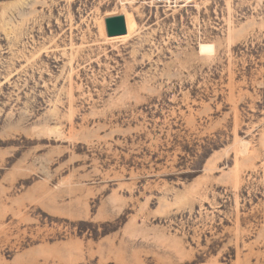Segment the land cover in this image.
I'll list each match as a JSON object with an SVG mask.
<instances>
[{
  "label": "rangeland",
  "instance_id": "374dc122",
  "mask_svg": "<svg viewBox=\"0 0 264 264\" xmlns=\"http://www.w3.org/2000/svg\"><path fill=\"white\" fill-rule=\"evenodd\" d=\"M0 264H264V0H0Z\"/></svg>",
  "mask_w": 264,
  "mask_h": 264
},
{
  "label": "water",
  "instance_id": "95a60500",
  "mask_svg": "<svg viewBox=\"0 0 264 264\" xmlns=\"http://www.w3.org/2000/svg\"><path fill=\"white\" fill-rule=\"evenodd\" d=\"M105 33L108 38L119 37L126 34V25L123 15L104 19Z\"/></svg>",
  "mask_w": 264,
  "mask_h": 264
},
{
  "label": "bare ground",
  "instance_id": "6f19581e",
  "mask_svg": "<svg viewBox=\"0 0 264 264\" xmlns=\"http://www.w3.org/2000/svg\"><path fill=\"white\" fill-rule=\"evenodd\" d=\"M121 10V9H120ZM114 16H115V14H113ZM124 20H125V18H124ZM105 25V24H104ZM125 25H126V22H125ZM126 33H127V29H126ZM119 37H121V36H119ZM113 38H117V37H113ZM45 129H43V131H44ZM47 130V129H46ZM50 130V129H49ZM48 131V130H47ZM42 131L40 130V133H41ZM49 132V131H48ZM51 132L53 133L54 132V130H50V134H51ZM55 134H56V132H55ZM240 149H241V152L242 153H246L247 154V152H248V148H247V144L246 143H240Z\"/></svg>",
  "mask_w": 264,
  "mask_h": 264
}]
</instances>
